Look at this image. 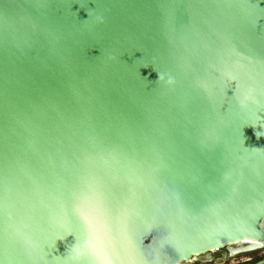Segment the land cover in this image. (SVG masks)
<instances>
[{
	"label": "water",
	"instance_id": "1",
	"mask_svg": "<svg viewBox=\"0 0 264 264\" xmlns=\"http://www.w3.org/2000/svg\"><path fill=\"white\" fill-rule=\"evenodd\" d=\"M263 249L264 0H0V264Z\"/></svg>",
	"mask_w": 264,
	"mask_h": 264
},
{
	"label": "rangeland",
	"instance_id": "2",
	"mask_svg": "<svg viewBox=\"0 0 264 264\" xmlns=\"http://www.w3.org/2000/svg\"><path fill=\"white\" fill-rule=\"evenodd\" d=\"M264 261V249L246 255H240L234 258H228L224 250L214 252L210 262L202 263L197 260L188 264H257Z\"/></svg>",
	"mask_w": 264,
	"mask_h": 264
},
{
	"label": "flooded vegetation",
	"instance_id": "3",
	"mask_svg": "<svg viewBox=\"0 0 264 264\" xmlns=\"http://www.w3.org/2000/svg\"><path fill=\"white\" fill-rule=\"evenodd\" d=\"M259 263H261V262H259ZM259 263H257V264H259Z\"/></svg>",
	"mask_w": 264,
	"mask_h": 264
}]
</instances>
